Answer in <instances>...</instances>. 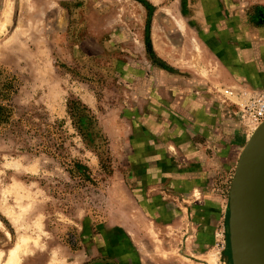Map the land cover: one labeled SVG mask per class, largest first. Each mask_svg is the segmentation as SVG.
Here are the masks:
<instances>
[{
	"label": "rangeland",
	"instance_id": "374dc122",
	"mask_svg": "<svg viewBox=\"0 0 264 264\" xmlns=\"http://www.w3.org/2000/svg\"><path fill=\"white\" fill-rule=\"evenodd\" d=\"M262 43L264 0H0V264H232Z\"/></svg>",
	"mask_w": 264,
	"mask_h": 264
},
{
	"label": "water",
	"instance_id": "95a60500",
	"mask_svg": "<svg viewBox=\"0 0 264 264\" xmlns=\"http://www.w3.org/2000/svg\"><path fill=\"white\" fill-rule=\"evenodd\" d=\"M247 141L236 164L229 190V224L233 239L237 235L254 264H264V122ZM255 193L256 206L250 203Z\"/></svg>",
	"mask_w": 264,
	"mask_h": 264
},
{
	"label": "built area",
	"instance_id": "2783aa9c",
	"mask_svg": "<svg viewBox=\"0 0 264 264\" xmlns=\"http://www.w3.org/2000/svg\"><path fill=\"white\" fill-rule=\"evenodd\" d=\"M224 93L231 95L228 90H225ZM240 115L243 125L250 130L261 125L264 122V93L248 95L244 100Z\"/></svg>",
	"mask_w": 264,
	"mask_h": 264
},
{
	"label": "bare ground",
	"instance_id": "6f19581e",
	"mask_svg": "<svg viewBox=\"0 0 264 264\" xmlns=\"http://www.w3.org/2000/svg\"><path fill=\"white\" fill-rule=\"evenodd\" d=\"M257 129V127L252 128L253 131L249 135L248 140L258 131ZM250 203L252 206H256L254 191L252 192ZM233 249L234 256L232 264H254L247 248L237 235L233 239ZM19 251V247H14L11 249L6 260L2 264H17L16 262L18 260Z\"/></svg>",
	"mask_w": 264,
	"mask_h": 264
},
{
	"label": "crops",
	"instance_id": "0c3cea01",
	"mask_svg": "<svg viewBox=\"0 0 264 264\" xmlns=\"http://www.w3.org/2000/svg\"><path fill=\"white\" fill-rule=\"evenodd\" d=\"M262 47H263V50H264V43H262ZM263 50H261V48H260V51H259V53H258V49H257V55H259L258 57H260V59H262V60H264V57L262 56V55H264V51ZM261 52H263L262 54H261ZM227 76H228V74H227ZM226 79H227V82H232V79L228 76V77H225ZM196 81V83H198L199 85H201L200 87H202L204 90H205V83L201 80V79H198V80H195ZM202 88H200V89H202Z\"/></svg>",
	"mask_w": 264,
	"mask_h": 264
}]
</instances>
